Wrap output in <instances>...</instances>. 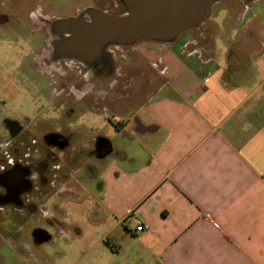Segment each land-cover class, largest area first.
I'll return each instance as SVG.
<instances>
[{"label":"crops","instance_id":"obj_1","mask_svg":"<svg viewBox=\"0 0 264 264\" xmlns=\"http://www.w3.org/2000/svg\"><path fill=\"white\" fill-rule=\"evenodd\" d=\"M22 7L0 0V74L2 32H17ZM36 8L31 20L52 37L62 17ZM155 43L142 103L134 56L122 66L115 54L116 77L86 84L94 102L119 105L129 93L138 107L78 171L86 214L54 218L38 238L17 230L0 264H264V0H223L211 18Z\"/></svg>","mask_w":264,"mask_h":264},{"label":"rangeland","instance_id":"obj_2","mask_svg":"<svg viewBox=\"0 0 264 264\" xmlns=\"http://www.w3.org/2000/svg\"><path fill=\"white\" fill-rule=\"evenodd\" d=\"M220 2L223 0H218L211 6L205 19L215 14ZM18 3L23 7L21 12H17V32H12L11 26H6L2 32L9 43L6 44V54H2L1 60L3 73L0 74V161L7 159V153L14 158L24 157L28 147L32 148L31 155L34 158L40 156L38 150H41L44 158L34 168L39 177L30 179L25 185L10 191L9 182H0V232L8 231L6 237H0V252H12L11 248L17 245V230L24 238H29V229L32 228V233L38 238V231L41 229L49 232L47 230L51 228L54 218L69 221L79 214H86L88 203L80 190L83 179L78 171L81 166L86 169V163L94 160L97 142L106 139L120 121H125L134 114L138 108L135 102L139 104L145 100V83L151 78L145 77L146 73L150 75L152 68L149 60L161 49L155 43L160 40L154 39H142L128 45L119 44L116 48L106 47L100 54L105 56V66L110 70L115 69L119 63L122 66L129 65L127 63L133 62L132 57H135L133 64L143 70V75L137 81L133 79L130 82L137 92L139 85L144 84V89L139 88L141 90L136 94L135 102L132 100L135 96L131 97L129 93L120 100L119 105L110 101L105 104L94 102L95 97L91 95L80 101V98L71 94L70 86L80 76L78 72L70 71L72 74H68L67 79V75L60 76L55 71H44L51 69L48 64L54 65L46 57L51 49L49 43L52 37H49L47 27L31 20V9L37 7V13L40 7L45 13L62 17L59 20L63 23V20L69 18L90 20L94 16L93 9L122 14L127 10L126 0H18ZM59 32L56 28L52 33L53 37L58 36ZM115 54L121 59L119 63L114 59ZM122 68L125 69L121 67V70ZM113 77L116 75L109 78ZM90 81L92 82V78L87 84ZM128 81V75L121 76V84ZM82 86L80 89L85 92L87 87L84 84ZM132 88L124 89V93ZM89 101L93 104L86 103ZM131 101L132 106L129 105ZM13 126L14 131L11 129ZM54 164L58 166L53 171L46 172L45 167L47 169ZM68 167L75 171L71 173ZM89 168L94 174L95 165ZM73 183L75 186L71 187L70 184ZM38 205H41L40 208L33 210ZM29 214L40 215L33 218ZM18 216L21 217L19 221ZM63 222L60 224L63 225Z\"/></svg>","mask_w":264,"mask_h":264},{"label":"water","instance_id":"obj_3","mask_svg":"<svg viewBox=\"0 0 264 264\" xmlns=\"http://www.w3.org/2000/svg\"><path fill=\"white\" fill-rule=\"evenodd\" d=\"M218 0H126V12L93 9L88 19L61 23L73 34L77 49L100 53L109 44H131L142 39L171 41L196 27Z\"/></svg>","mask_w":264,"mask_h":264},{"label":"flooded vegetation","instance_id":"obj_4","mask_svg":"<svg viewBox=\"0 0 264 264\" xmlns=\"http://www.w3.org/2000/svg\"><path fill=\"white\" fill-rule=\"evenodd\" d=\"M56 28L57 31H60V34H58V36H52V38H50L51 40L49 39L51 49H49L46 56L50 61H52V64L54 65L48 64L49 66H51V69L44 71L50 73H53V71H55L60 76L62 74L63 76L67 75V79L68 74H72L71 72H78L80 76H78L77 79H74V84L70 86L72 92L71 94H73L75 98H80V100L85 98L87 94L86 91L83 92L80 88L83 87V84L86 86L90 78H92V81L95 82L103 78L106 79L109 83L112 81V79L109 78L111 76L110 72L112 69L110 70L108 66H105L107 65V61L103 54L92 50H90L89 52L82 49L78 51L77 49L79 48H77V44L71 42L72 40L70 39L72 38L73 34H71L70 30H68L61 24L60 20L56 21V23L54 24L53 31H55ZM118 45L119 44H109L107 48L111 46L116 48ZM64 66H66L67 68L65 69ZM81 75H83V78ZM82 81H85L86 83H83ZM95 86H100V84L98 83ZM90 92L91 94H95L92 93L93 90ZM11 129L14 131L15 126L11 127ZM22 133L26 134L25 132ZM100 143L101 140L97 142V147L100 146ZM27 149L28 150H26L24 157L17 156V158H14L10 153H7V159L3 158L6 160L3 162L0 161V182L7 181V184L9 182L10 186L8 187L10 188V191L14 190V188L17 189V186L21 187L22 185H25L30 179L34 178V173L36 171L34 168L38 166V160H35V158L31 155L32 148L28 147ZM96 150L99 154L102 152L101 150L98 151L99 149L97 148Z\"/></svg>","mask_w":264,"mask_h":264},{"label":"built area","instance_id":"obj_5","mask_svg":"<svg viewBox=\"0 0 264 264\" xmlns=\"http://www.w3.org/2000/svg\"><path fill=\"white\" fill-rule=\"evenodd\" d=\"M146 228H148V225H146V224H140V225H138L137 226V230L138 231H142V230H144V229H146Z\"/></svg>","mask_w":264,"mask_h":264}]
</instances>
